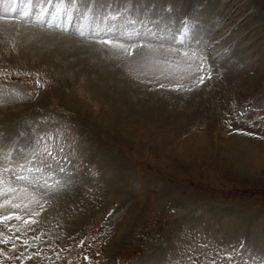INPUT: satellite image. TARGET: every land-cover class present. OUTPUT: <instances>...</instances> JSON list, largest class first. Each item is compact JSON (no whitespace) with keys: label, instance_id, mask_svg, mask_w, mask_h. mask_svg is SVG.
<instances>
[{"label":"rangeland","instance_id":"obj_1","mask_svg":"<svg viewBox=\"0 0 264 264\" xmlns=\"http://www.w3.org/2000/svg\"><path fill=\"white\" fill-rule=\"evenodd\" d=\"M142 1L150 4V0ZM157 3L152 0L151 4ZM172 3L177 10V3ZM179 7L184 10L177 17L188 15V8L200 7L199 15L206 19L194 29H202L208 39L219 17L229 22L223 27L227 35L233 28L222 46L236 43L223 56L219 53L216 60L221 65L214 61L219 67L211 64L214 78H208L214 71L206 62L201 65L198 52L173 56L145 46V59L137 65L135 57L101 58L102 52L94 51L95 43L39 29L34 33L53 44H66L70 55L68 62H38L21 55L26 35L22 40L20 36L33 31L14 20L0 22L20 34L0 33V169L4 165L13 169L16 161L23 163L27 157L33 171L19 174L37 180L29 184L16 180L12 172L3 174L17 192L0 195V217H13L0 222V264H166L168 260L174 264H250L240 257L244 250L232 240L244 239V234H229L221 222L246 233L253 230L254 218V224L264 227V140H259L264 136L258 134H264V119L248 110L253 93L264 87V0H179ZM209 18L213 22L206 21ZM182 25L177 24L175 33ZM34 33L29 38H35ZM225 57L236 63L253 59L261 68L256 73L252 68L258 66L235 71L242 76L222 73ZM109 70L129 79V88H124L133 108L115 90L109 91L108 98L102 89L97 90L102 86L97 74ZM37 80L40 87H36ZM138 84L142 86L139 91ZM109 86L116 89L120 84L111 80ZM100 91L103 97L98 96ZM142 98L141 106L155 100L161 103L168 122L138 115ZM237 104L240 117L235 113ZM75 128L84 130L98 145L88 141L94 149L91 156L86 157L88 146L71 139ZM60 140L65 141L55 143ZM2 150L13 156L5 159ZM119 152L127 165L121 173L128 166L137 169L135 180L128 167L125 182L142 187L129 196L125 195L128 183L112 190L111 182H101L118 177ZM72 170L76 173L70 177H76L78 186L52 187L48 176L61 178L58 173ZM237 200L263 213L242 220L238 227L234 208L225 211L231 215L220 213L221 222L203 216L205 203L225 210ZM190 204L188 212L184 207Z\"/></svg>","mask_w":264,"mask_h":264},{"label":"bare ground","instance_id":"obj_2","mask_svg":"<svg viewBox=\"0 0 264 264\" xmlns=\"http://www.w3.org/2000/svg\"><path fill=\"white\" fill-rule=\"evenodd\" d=\"M8 1H10V0H8ZM166 1H168V0H166ZM4 2V0H0V4H2ZM132 4V3H131ZM21 6L23 5V3L22 4H20ZM31 9V8H30ZM32 11H35V12H39L38 10H36V9H31ZM39 13H37V15H38ZM221 14V13H220ZM45 16V15H44ZM207 23H209V22H207ZM8 24H10V23H8ZM1 26H2V24H0ZM208 26H209V24H207ZM15 26V25H14ZM23 28H26V27H23ZM22 28V29H23ZM28 29H31V30H29V31H37V29H33V28H29L28 27ZM15 29L14 28H11V27H9V26H2V30H1V32L0 33H3L4 31H6V33L8 32V34L9 33H15V37H18L20 34H18V30L16 31H14ZM213 30V29H212ZM34 31L33 32H31V33H34ZM39 31V30H38ZM37 31V32H38ZM219 32V31H218ZM31 33H28V31L26 32H24L20 37V39L22 40V37H23V35H26V37H24V43H25V48H24V51H22L21 52V55H22V57H25V58H33V59H36L38 62H41V60H46V61H50V62H52L53 60H56V59H63V60H65V61H67L68 60V57H69V55L70 54H68L67 52H66V50H67V48H66V44H60V41L59 42H57V43H55V44H53L54 42L53 41H51V40H47L46 39V37H44L42 34H39V33H34L35 34V38L33 37V38H29V35H31ZM216 32H214L213 34H211V35H208L209 37H213V35L215 34ZM36 34H39L40 35V37H38V38H36ZM221 34V33H220ZM224 34V33H223ZM223 34H221V35H223ZM28 35V36H27ZM33 35V34H32ZM3 36H5V35H3ZM174 36V35H173ZM207 36V37H208ZM3 38V37H2ZM210 38V39H211ZM64 42H65V40H63ZM62 41V42H63ZM231 41H233V40H231ZM56 42V41H55ZM63 42V43H64ZM67 42V41H66ZM230 43V42H229ZM90 47V46H89ZM87 50H89V48H87ZM86 50V51H87ZM55 58V59H54ZM109 61H112V60H109ZM68 62V61H67ZM73 65L74 64H70V66L71 67H73ZM111 64H108V66H110ZM110 71V70H109ZM112 71V70H111ZM111 71H110V73H102V74H97V76H98V80H99V82H100V84L102 85L101 86V88H98L97 87V90H99V89H102L103 91H104V96H106L107 98H108V96H109V91H112V89L113 90H115L116 91V93H118V95H119V97L120 98H122L123 99V103L124 104H126V106L128 107V105L129 106H134V105H132V102H129V92L128 91H126V89L125 88H129L128 86H127V83H128V81L127 80H129L128 78H127V76L126 75H124V76H122V79L118 76V74H113V73H111ZM92 72V71H91ZM91 72H89V73H91ZM118 72H120V71H118ZM130 73V72H129ZM137 73H140V72H138L137 71ZM142 74V73H141ZM129 77V76H128ZM119 80H118V79ZM125 78V79H124ZM130 78H132V77H130ZM146 79H147V77H146ZM111 80H113V81H116L118 84H120V87H118V88H116V89H114V87H112V86H109V82L111 81ZM141 84V83H140ZM140 84H138V91L142 88V86L140 85ZM134 85V84H133ZM124 86H126L125 88H124ZM130 86V85H129ZM127 90H130V89H127ZM133 91V90H132ZM135 92V91H134ZM135 93H138L140 96H142L140 93L141 92H135ZM98 94V96L99 97H103V94L101 93V91H100V93H97ZM132 94H134V93H132ZM138 94H136V95H138ZM146 96V95H145ZM110 98V97H109ZM144 98H142V99H138V106L140 105V107L142 108V110H141V108H140V111L139 112H137L138 113V115H140V116H144V117H147V118H151V117H153L152 115H154L155 117H156V119H158V120H163L164 122L165 121H167L168 122V120L166 119V117H165V115L168 113L166 110H165V108L163 107V105L161 104V103H159V102H157L156 100L153 102V104H151V105H147V106H141V102L142 101H144L143 100ZM145 103V102H144ZM133 108V107H132ZM135 111V110H134ZM164 111V112H163ZM130 112H131V110H130ZM156 112V113H155ZM165 113L164 115L162 114V113ZM132 113V112H131ZM135 113H136V111H135ZM8 115H7V113L5 114V117H7ZM174 119V118H173ZM172 121V120H171ZM126 135V134H125ZM124 135V136H125ZM13 146H16V144H15V142H14V144L12 145V147ZM5 147V146H4ZM9 147H11L10 145H9ZM7 148V147H6ZM9 157H10V155H9ZM32 199V198H31ZM129 264H133V263H129Z\"/></svg>","mask_w":264,"mask_h":264},{"label":"snow or ice","instance_id":"obj_3","mask_svg":"<svg viewBox=\"0 0 264 264\" xmlns=\"http://www.w3.org/2000/svg\"><path fill=\"white\" fill-rule=\"evenodd\" d=\"M64 6V0H60V2L56 5V13H59L63 10ZM44 10H41V13L37 15L36 23L37 24H43L45 21L41 18L43 15ZM56 13H53V16L56 15ZM23 15H27V13H23ZM112 19H115V16L111 17ZM6 21L5 16H0V22ZM49 24V27L52 26V21L47 22ZM64 31H67L64 29ZM78 34L80 37H84V32L82 29H78ZM190 31V27L187 24V22H184V30L182 31L183 36H187L188 32ZM128 39H132L131 35H129ZM182 42V41H181ZM199 43L203 44V47L199 49V59L201 61V65L206 62V51L209 47L208 44L204 43L203 41H198ZM89 43H95L97 45H100L102 49H104L103 57L102 58H112V57H118L119 55H126L128 57H135L133 60V63H136L137 65L140 64V61L145 59V53H144V47L143 45L138 44H122L113 40H109L106 38H101L95 41H89ZM139 48L141 49L140 52H136L135 50ZM94 51H99L97 49H94ZM211 78L210 74L209 77ZM201 83L203 82V77L200 78ZM36 87H40V82L37 80ZM2 95V94H0ZM49 155H51L49 153ZM24 162L20 163V161H16V167L13 169H9L6 165L3 166L2 169H0V195H3L5 193H12L15 194L17 192V189L12 186L11 182H7L4 179V173L6 172H12L15 175L16 180L25 181L29 184L32 183V181L29 180L28 176L20 175L19 173L21 171H27L29 173H32L33 169L29 167V164H31V161L28 160L27 157H23ZM36 171H40V169H36ZM45 187L51 188V185H45ZM20 191H26V189H20ZM2 206V205H0ZM26 206V205H25ZM12 207H21L20 204H12ZM12 216H4L0 217V222L4 220L12 219ZM16 219H20V217H15ZM34 223V221H32ZM28 223V221H26Z\"/></svg>","mask_w":264,"mask_h":264}]
</instances>
